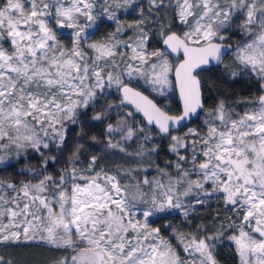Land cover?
Wrapping results in <instances>:
<instances>
[{
	"label": "snow or ice",
	"instance_id": "obj_1",
	"mask_svg": "<svg viewBox=\"0 0 264 264\" xmlns=\"http://www.w3.org/2000/svg\"><path fill=\"white\" fill-rule=\"evenodd\" d=\"M224 247L264 264V0H0V264Z\"/></svg>",
	"mask_w": 264,
	"mask_h": 264
},
{
	"label": "trees",
	"instance_id": "obj_2",
	"mask_svg": "<svg viewBox=\"0 0 264 264\" xmlns=\"http://www.w3.org/2000/svg\"><path fill=\"white\" fill-rule=\"evenodd\" d=\"M103 31V30H102ZM241 38L239 36H233L232 37V43L239 42ZM225 87L228 89L229 92L234 94V99H244L249 95H253L254 93H250L245 85V83H239L235 87H232L231 85H225ZM175 104V101L173 102ZM209 103H214V100L209 101ZM242 106L237 107V111H241ZM97 154H103V153H97ZM19 167V166H18ZM23 178V177H21ZM163 223V222H161ZM2 251V250H0ZM20 251L24 252H43L45 257H52V256H60V255H69L70 253H60V252H54L49 251L47 248H25V249H18V248H11L7 252H4L3 254L8 256L12 254H18ZM221 258V264H237L236 259L234 257V254H232V249L229 247H224V249L220 253Z\"/></svg>",
	"mask_w": 264,
	"mask_h": 264
},
{
	"label": "rangeland",
	"instance_id": "obj_3",
	"mask_svg": "<svg viewBox=\"0 0 264 264\" xmlns=\"http://www.w3.org/2000/svg\"><path fill=\"white\" fill-rule=\"evenodd\" d=\"M174 102V101H173Z\"/></svg>",
	"mask_w": 264,
	"mask_h": 264
}]
</instances>
